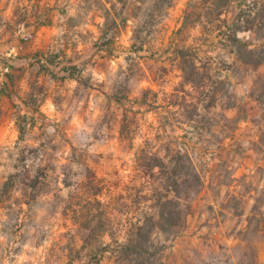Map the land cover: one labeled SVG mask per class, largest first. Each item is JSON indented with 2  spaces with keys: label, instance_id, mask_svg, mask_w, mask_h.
I'll list each match as a JSON object with an SVG mask.
<instances>
[{
  "label": "rangeland",
  "instance_id": "374dc122",
  "mask_svg": "<svg viewBox=\"0 0 264 264\" xmlns=\"http://www.w3.org/2000/svg\"><path fill=\"white\" fill-rule=\"evenodd\" d=\"M66 2L0 0V264H124L120 246L143 225L152 231L146 264H264L254 234L264 229V209L252 207L264 202V118L248 97L264 64L234 63L222 22L240 15L237 37L256 57L264 51V0H236L219 18L216 0H174L144 51L131 53L122 33L103 52L106 61L95 48L102 42L83 34L88 47L71 53L72 77L65 56L52 66L44 60L64 49L60 31H37L50 15L73 14L75 0ZM188 48L203 78L182 88L171 57ZM7 73L16 79L8 87ZM19 114L28 123L23 137ZM182 149L206 174L189 199L175 191ZM104 208L107 232L83 240L78 229L97 228Z\"/></svg>",
  "mask_w": 264,
  "mask_h": 264
},
{
  "label": "trees",
  "instance_id": "16d2710c",
  "mask_svg": "<svg viewBox=\"0 0 264 264\" xmlns=\"http://www.w3.org/2000/svg\"><path fill=\"white\" fill-rule=\"evenodd\" d=\"M216 1L217 2L215 4V12L217 17L219 18L222 14L227 12L229 6L235 3L236 0ZM85 2L86 5L81 8V18H83L89 12L96 13L97 11H100L105 19L103 28L100 29V33L101 38H103L101 48L106 51L111 50L114 46L120 31L119 27L124 26L126 24L128 16H131L134 19L136 18V16H139V13L143 10L141 21L135 23L134 25L131 37V44L129 46V51H131V53L137 54L141 51H144L145 45L148 41L147 37L149 36L151 31L150 28L158 26L161 23L162 18L166 15L167 10L172 6L174 0H86ZM74 19L75 18L70 19V26H73L72 23ZM239 20L240 15L236 17V20L230 23H227V19L222 20V22L227 25V32H223V40L225 42L224 46L225 48L231 47V49L228 51V55L232 57L234 63L237 61H241L246 64L249 63L253 66L254 69H257L264 64V51L254 57L256 50L247 49L248 43L243 42L237 37V26ZM185 25L186 19L183 22L182 27H184ZM191 52L192 48H188L186 50L176 49V51L171 57V64L174 67H177L176 69H178L179 71L178 76L181 79L179 85L182 88L184 85L187 84H191L194 87L195 85H198V82L203 78V74L200 73V68L196 65L195 58L197 59V57H193V55H191ZM54 58H56V56L44 58L47 66L54 64ZM70 66V69L65 72L67 76L72 77L74 76V73H72L70 70H76L77 67L76 65ZM6 77V87H8L10 84L8 83V81L14 84L16 79H14V77L10 75V73H7ZM176 90L178 91V89ZM248 97L256 102L261 112L260 116L264 118V74H259L253 81V85L249 91ZM242 100L244 102V107L246 102L245 99ZM37 102V111L41 113L40 105L42 101L34 100V103ZM209 103L213 105L212 97L211 102ZM206 107L210 106L207 105ZM238 112L245 113L246 109L242 108V106H239ZM18 117L19 119H23L22 121H16L19 135L20 137H23L25 131L27 130L28 123H26L24 120L26 119L25 115L19 114ZM236 120L238 121L237 123H239L248 119H246V117L237 116ZM31 126L33 128L34 123H32ZM147 154L149 155V153ZM149 156L150 157L148 158H150L151 160H156V158L159 159V157H157L155 153L152 155L150 154ZM174 157L175 173L178 175V177L181 178V182L175 185V191H177L178 195H182L184 199H189L193 194L198 195L200 192H202L205 186L206 174L201 173L196 169L191 153H189L186 149L179 150ZM154 165L155 164L153 163L149 164L148 168H151ZM12 177V175L9 176L8 180L5 182L4 191H7L10 187V180L12 179ZM35 180H37V177H35ZM63 184L65 186L69 185V183L66 181V178H63ZM164 188H166V193L164 194V196H168L169 189L167 188V186ZM100 193L101 192H99L98 189V191H96L94 195L96 196ZM231 197L236 198L234 195H231ZM167 203L175 202H173V200H168L165 202V204ZM99 204L103 206V203L100 202ZM189 206L190 203L188 207ZM252 207L258 208V210H263L264 202H262L260 206L253 205ZM159 212V220L162 221L163 219H165V215L168 210H165V207L162 206ZM181 212L182 210L174 212V216L177 218L183 217V219H185V211L182 213ZM89 214L90 212H87L86 214H84V216L92 217V215L89 216ZM109 216V212L105 208L102 209L98 214L100 222L97 228H92L91 224L87 223L85 226L78 229V233L81 238L87 241L93 235H95L96 237H102L107 232V224L110 220ZM163 230L166 229L163 228ZM151 232V228L146 227L144 225L131 230V233L127 237V240L120 246V253L123 256V259L125 260L124 264H146L145 261L141 259V256H143L144 253L143 249L147 247L150 242ZM254 234L256 236H259L258 238L261 242H264V229L256 228L254 230Z\"/></svg>",
  "mask_w": 264,
  "mask_h": 264
},
{
  "label": "crops",
  "instance_id": "0c3cea01",
  "mask_svg": "<svg viewBox=\"0 0 264 264\" xmlns=\"http://www.w3.org/2000/svg\"><path fill=\"white\" fill-rule=\"evenodd\" d=\"M53 3L58 2L59 0H49ZM67 4L70 3L71 0H66ZM86 0H75L76 5L73 8L74 13L71 15H67V10L61 11L59 14H54L49 16V22L43 24L40 26L37 31L42 29L43 27L52 28L55 31H60L59 38L61 42H66V45L64 49L58 50V53L53 54V56H56L54 58V61L56 59H59L60 55L65 56V59H68L69 64L74 65L75 62H72L71 60L74 58L71 56V53H80V46L82 47H88V41L83 39V34L89 35L91 38L94 39V44H96L98 41H103V38H101L100 29L103 28V24L105 22V19L100 11L89 12L86 14L83 18H81V8L86 5ZM104 1V0H102ZM41 2V1H40ZM56 16L57 21L53 20V17ZM128 16V15H127ZM73 19V26H70V19ZM131 23L134 24V19L131 16H128L127 22L124 26L119 27L120 31L118 34L117 39L120 38V35L123 33H127L129 36V43L131 44V37H132V31L134 28V25L131 26ZM93 29H90L92 28ZM58 38V36H57ZM116 39V40H117ZM98 40V41H97ZM130 46V45H129ZM98 52L101 53V58L103 61L111 60L110 57H107L103 52L106 50L102 49L101 47L96 46L95 47ZM69 52V54H68ZM51 64L50 66H52ZM75 65L78 66V63ZM70 67V65H68ZM67 71V70H66Z\"/></svg>",
  "mask_w": 264,
  "mask_h": 264
}]
</instances>
